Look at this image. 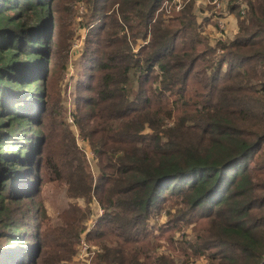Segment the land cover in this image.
<instances>
[{"label":"trees","instance_id":"trees-1","mask_svg":"<svg viewBox=\"0 0 264 264\" xmlns=\"http://www.w3.org/2000/svg\"><path fill=\"white\" fill-rule=\"evenodd\" d=\"M76 1L0 0V264H87L82 236L88 264H264V0H233L214 44L196 0H80L70 113ZM47 182L70 199L56 223Z\"/></svg>","mask_w":264,"mask_h":264},{"label":"rangeland","instance_id":"rangeland-1","mask_svg":"<svg viewBox=\"0 0 264 264\" xmlns=\"http://www.w3.org/2000/svg\"><path fill=\"white\" fill-rule=\"evenodd\" d=\"M213 0H196V8H197V16H199V22L204 20L205 16L202 15V12L200 11L202 9H207L204 11V13H207L210 15L214 22L211 24V28H209L208 24H204V30L203 33L207 34L209 38L211 39L212 43L217 42L218 40H226L231 39L238 30V15H234L233 12L229 11V7L232 5L233 0H221L220 6L218 8L214 7ZM237 4L240 6L239 8V15L243 16L242 13V5L244 6L243 1H236ZM183 6V4H182ZM210 6V7H209ZM182 8V7H181ZM245 7H243L244 11ZM88 12L87 7L84 5L83 2L80 0H77L74 5V14H73V21L72 24H70V30L72 32V42L71 47L68 51V64L67 69L64 71V74L61 77L60 83L57 86V90L59 89L61 91V94L66 99L64 101V105L68 108L69 112L71 113L73 110H75V102H74V88L76 85V81L79 78V72L78 69L81 70V60L80 57L82 56L81 51L84 46V39L85 35L87 33V27L83 25L84 22V15ZM200 14V15H199ZM232 14V15H231ZM168 17V15H167ZM222 20L225 23V27L221 28L218 25V21ZM236 25V29H235ZM224 38V39H221ZM264 67V64H263ZM71 118H68V121H70ZM74 132L76 133L77 137V129L75 126H72ZM80 139V138H78ZM77 139V143H79L80 146L85 150L87 159L89 160L90 169L93 173H95L98 170V162L94 159L93 153L89 147V143L80 139ZM42 196H43V203L48 211V214H50L52 221L54 223L58 222V214L61 210L64 209L68 205V202L70 199L65 196V188L62 185H59L57 182H47L44 184L42 189ZM79 204L84 203L83 199L78 200ZM92 208L94 210H98V207L96 206V203H92ZM92 215L90 217V220H92L91 224L93 223V219L97 215L96 211L91 212ZM90 220L88 222H90ZM162 221L165 220V217L161 219ZM90 225V224H89ZM185 233H191V228L188 226L187 229H183L182 231L176 233V237H181L184 232ZM87 242V241H86ZM161 251L165 250V246L160 248ZM75 259L78 261L79 256ZM195 264H206L207 258H196L193 260Z\"/></svg>","mask_w":264,"mask_h":264},{"label":"built area","instance_id":"built-area-1","mask_svg":"<svg viewBox=\"0 0 264 264\" xmlns=\"http://www.w3.org/2000/svg\"><path fill=\"white\" fill-rule=\"evenodd\" d=\"M212 3L214 5V7L218 8L220 6L221 0H213ZM182 4H183L182 0H174L172 3L165 1V3L163 4L164 14L169 15L172 10H176V11L180 10L182 7ZM243 7H245V4H244V6L242 5V9H241L242 13L244 12ZM218 25L221 28L225 27V23L222 20L218 21ZM221 39H224V38H221ZM70 121H71V119H70ZM78 138L79 137L77 136V139ZM80 139H78V140H80ZM96 213H98V214L102 213V209L98 208V210H96ZM91 222H92V220H90V222H88V224L91 225ZM77 248H78V252L76 254V257L79 256L78 261H81V262L84 261L88 264L89 263L88 258H89V256H91L94 253V248L91 247L90 245H88V243L85 241L84 236H82L80 244L78 245Z\"/></svg>","mask_w":264,"mask_h":264},{"label":"crops","instance_id":"crops-1","mask_svg":"<svg viewBox=\"0 0 264 264\" xmlns=\"http://www.w3.org/2000/svg\"><path fill=\"white\" fill-rule=\"evenodd\" d=\"M202 15L205 16V15H208V14L202 12ZM231 15H232V14H231ZM205 17H206V16H205ZM213 22H214V20H213V18L211 17V18H210V21L206 22V24H208V25H209V28H211V27H212L211 24H213ZM214 24H215V22H214ZM235 29H236V25H235Z\"/></svg>","mask_w":264,"mask_h":264}]
</instances>
